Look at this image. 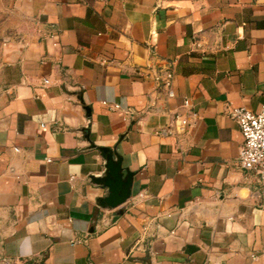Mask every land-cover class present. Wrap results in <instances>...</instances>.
Instances as JSON below:
<instances>
[{
  "label": "crops",
  "instance_id": "1",
  "mask_svg": "<svg viewBox=\"0 0 264 264\" xmlns=\"http://www.w3.org/2000/svg\"><path fill=\"white\" fill-rule=\"evenodd\" d=\"M262 106L264 0H0V264H264L230 116ZM101 148L135 174L116 209Z\"/></svg>",
  "mask_w": 264,
  "mask_h": 264
},
{
  "label": "built area",
  "instance_id": "2",
  "mask_svg": "<svg viewBox=\"0 0 264 264\" xmlns=\"http://www.w3.org/2000/svg\"><path fill=\"white\" fill-rule=\"evenodd\" d=\"M173 77V71L168 70L165 77L162 78L164 86L170 88ZM173 95V92L170 91L169 96ZM103 104L113 110L121 109L119 105H111L108 102H103ZM190 105V101L185 100L184 107L189 109V113L176 116V120L180 123L179 131L181 133H188L198 120V114L190 109ZM230 116L237 122L244 138L239 154L240 167L244 171L254 174L264 188V106L259 112H252L245 108L235 109L230 112ZM166 131L169 133V128Z\"/></svg>",
  "mask_w": 264,
  "mask_h": 264
},
{
  "label": "water",
  "instance_id": "3",
  "mask_svg": "<svg viewBox=\"0 0 264 264\" xmlns=\"http://www.w3.org/2000/svg\"><path fill=\"white\" fill-rule=\"evenodd\" d=\"M106 161L103 176L94 178V182L108 189V196L99 200L102 208L116 209L124 205L131 197L135 174L123 167V158L117 148H101Z\"/></svg>",
  "mask_w": 264,
  "mask_h": 264
}]
</instances>
